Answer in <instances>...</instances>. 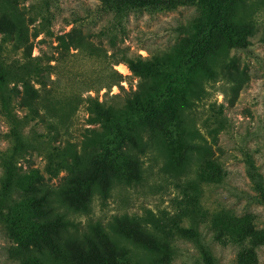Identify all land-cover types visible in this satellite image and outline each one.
Wrapping results in <instances>:
<instances>
[{
    "label": "rangeland",
    "instance_id": "374dc122",
    "mask_svg": "<svg viewBox=\"0 0 264 264\" xmlns=\"http://www.w3.org/2000/svg\"><path fill=\"white\" fill-rule=\"evenodd\" d=\"M119 6L0 0L16 85L0 152L23 134L16 174L0 164V264H264V193L243 160L264 177V0ZM117 48L162 66L138 76ZM93 99L109 117L88 120Z\"/></svg>",
    "mask_w": 264,
    "mask_h": 264
},
{
    "label": "trees",
    "instance_id": "16d2710c",
    "mask_svg": "<svg viewBox=\"0 0 264 264\" xmlns=\"http://www.w3.org/2000/svg\"><path fill=\"white\" fill-rule=\"evenodd\" d=\"M104 2L108 6L111 7H120L119 5L125 8H135V9H143L148 7H158L161 9H170L177 5H183L186 3H192L196 0H100ZM177 27L178 31L180 32H191L187 29L184 24H178ZM36 35V33H35ZM235 44L237 47L241 49H247L249 46V42L243 38H237L235 40ZM3 51L2 43L0 42V107L5 115L8 117H13L14 112H12V101L15 95L16 85H10L9 82V72L11 70L10 66H6L1 61V54ZM39 58V56H36ZM114 61L120 62L123 61L127 64L128 68L138 76L148 75L158 68L162 66V62L158 55H142L141 53H129L124 48H117L116 51L113 53ZM47 59H52L51 57L47 56ZM118 77L112 81L113 83H118ZM24 102L31 110V112H35V115L39 117L40 120H45L46 114L39 111L36 105L35 100H31L29 98L24 97ZM128 104L133 106L137 111L141 113H146L150 110V104H137L133 103L131 100L128 101ZM90 115L88 117L89 121H96L101 118H107L110 115V111L108 108H103L101 106L100 101L97 99H93L92 107H90ZM8 135L10 137L9 145L0 152V164L2 167L3 175L6 179L12 178L16 174V161L15 158L18 157L22 153V145H23V134L22 132L16 127L12 126L9 129ZM243 160L245 163V170L252 187L255 190H258L264 193V177L262 173L258 170L255 165L254 157L249 150H245L243 152ZM50 172L55 174L56 167L48 168ZM47 224V228H48ZM45 226V225H43ZM179 231L183 232L184 228L179 227ZM42 245H39V247ZM36 262L38 264H42L41 260L38 257H35Z\"/></svg>",
    "mask_w": 264,
    "mask_h": 264
}]
</instances>
